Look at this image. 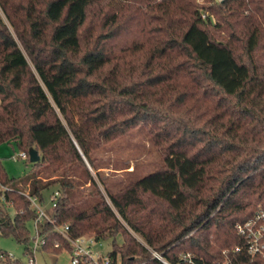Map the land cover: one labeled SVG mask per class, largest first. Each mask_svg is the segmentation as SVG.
<instances>
[{"label": "trees", "instance_id": "16d2710c", "mask_svg": "<svg viewBox=\"0 0 264 264\" xmlns=\"http://www.w3.org/2000/svg\"><path fill=\"white\" fill-rule=\"evenodd\" d=\"M203 1L0 0V145L40 157L22 178L0 158V236L33 256L32 221L51 255L87 235L111 264H264L237 229L264 212V0ZM136 129L162 161L114 188L97 153ZM23 191L58 192L48 220Z\"/></svg>", "mask_w": 264, "mask_h": 264}, {"label": "rangeland", "instance_id": "374dc122", "mask_svg": "<svg viewBox=\"0 0 264 264\" xmlns=\"http://www.w3.org/2000/svg\"><path fill=\"white\" fill-rule=\"evenodd\" d=\"M196 2L198 4H203L204 1L196 0ZM141 130L142 129H136L132 131L129 135L120 138L97 153V156L105 159L106 162H109V168H102L101 170L102 173L107 176V179L111 182L114 188L119 186V184H115L120 180L126 182L127 180L137 178L148 171L155 169L162 161L156 149L150 144L144 131ZM19 152L20 151L15 146L10 144L0 145V158L2 160V165L8 175L15 178H22L30 174L32 170L30 161L22 158L14 159V156H17ZM114 167L116 169H114ZM95 180L108 200L99 180L96 177ZM51 189L53 190L54 188L52 187ZM46 196L44 205L45 208H49L50 201L48 195ZM257 211L258 209L256 212ZM27 225L32 235H34V222H28ZM130 232L137 240L144 243L139 234L131 230ZM84 237L90 240L93 238L87 235ZM34 242L37 243V240ZM88 246L94 256L97 254L99 256L100 254L105 255L111 249L110 239L100 241L92 240V243L88 244ZM0 249L8 252L15 258L22 260V262H26L29 257H32L33 263L35 264H70L71 256L67 251H63L58 255L46 254L39 250V245L37 243L33 248L35 250L33 256H28L24 253V245L16 242L11 237L0 236ZM151 252L153 255L154 252L152 250ZM157 256L159 257V254Z\"/></svg>", "mask_w": 264, "mask_h": 264}, {"label": "built area", "instance_id": "2783aa9c", "mask_svg": "<svg viewBox=\"0 0 264 264\" xmlns=\"http://www.w3.org/2000/svg\"><path fill=\"white\" fill-rule=\"evenodd\" d=\"M28 157V154L25 151H20L17 156H14V159H26ZM2 186H0L1 188ZM3 189H7L2 187ZM23 196L27 198V200L30 202L31 207L36 211L38 218L37 221H44L48 220V216L45 211V206L42 205L38 198L36 196L29 195L27 191L21 192ZM58 196V192L54 191L53 194L49 197L50 201V207H54L56 205V198ZM35 224V232L34 235H31V238L35 241L37 240L38 243V236L36 231V223ZM66 229V227L64 228ZM238 231L246 237L247 240V246H248V252L250 254L260 253L261 248L263 247V244L261 243V240L264 238V212L261 210H258L254 213L253 217L249 220H247L243 225L237 226ZM57 230L62 233L64 236V230L63 228H57ZM66 238H68L66 236ZM92 240L94 238L86 239L84 236L77 237L75 239L68 238L69 244L72 246V252L70 253V264H78L80 259H83L85 261V264H111L110 258L107 254L100 256L93 255L91 249L89 248L88 244L92 243ZM33 241V244L31 245L32 251L34 246L37 245ZM95 241V240H94ZM57 246V245H56ZM237 250V248H236ZM11 255V254H10ZM153 255L159 259H161L160 255L157 256V253H153ZM12 256V255H11ZM25 264H35L33 263V258L29 257L26 262H23ZM167 264L166 262H164Z\"/></svg>", "mask_w": 264, "mask_h": 264}, {"label": "water", "instance_id": "95a60500", "mask_svg": "<svg viewBox=\"0 0 264 264\" xmlns=\"http://www.w3.org/2000/svg\"><path fill=\"white\" fill-rule=\"evenodd\" d=\"M28 157L30 162H36L40 159L37 151L32 147L28 150Z\"/></svg>", "mask_w": 264, "mask_h": 264}]
</instances>
